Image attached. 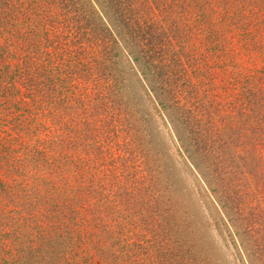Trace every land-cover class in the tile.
Wrapping results in <instances>:
<instances>
[{
    "label": "trees",
    "instance_id": "obj_1",
    "mask_svg": "<svg viewBox=\"0 0 264 264\" xmlns=\"http://www.w3.org/2000/svg\"><path fill=\"white\" fill-rule=\"evenodd\" d=\"M120 58L189 136L195 151L180 142L188 158L196 153L216 180L229 177L220 194L261 259L264 0H0V199L19 207L38 193L44 200L32 203L56 211L51 239L20 230L31 263H135L130 244L117 246L114 225L97 217L119 200L112 188L128 183L118 173L126 177L121 162L135 146L119 106ZM252 175L234 193L237 177Z\"/></svg>",
    "mask_w": 264,
    "mask_h": 264
},
{
    "label": "rangeland",
    "instance_id": "obj_2",
    "mask_svg": "<svg viewBox=\"0 0 264 264\" xmlns=\"http://www.w3.org/2000/svg\"><path fill=\"white\" fill-rule=\"evenodd\" d=\"M119 62L125 76L122 105H119L126 107L122 123L124 126V117H127L129 128L135 134V146L130 144L122 166L117 165L129 166L126 177L122 170L118 173L128 183L125 186L115 183L112 188L111 195L119 200L108 201L103 215L97 214L104 226L114 225L118 236L111 241H116L117 246L130 244L128 252L134 264H264V256L259 259L258 252L262 247L254 246L259 242L249 240L241 219L237 222L232 219L228 209V201L232 204V200L226 201L220 194L224 182L212 177L211 171L196 160V153L193 162L188 158L182 145L195 151L190 148L193 143L189 136L172 121L170 113L165 114L151 99L129 64L122 58ZM262 160L264 168V157ZM252 177L249 180L237 177L240 182L237 187L235 183L232 185L234 193L241 191L245 184H254ZM127 195H130L129 200ZM254 198L253 205L257 203ZM35 199L37 203L44 200L35 193L22 199L27 206L21 202L17 207V199L6 200V204L0 199L4 204L0 205V264H32L27 242L31 240L30 235L20 231L26 229V225L37 227V234L33 236L37 242L43 237H53L45 228L51 224V216L56 215V211L52 206L48 210L43 203L33 204L31 200ZM134 200L138 203L132 204ZM238 200L245 202L246 199L240 196ZM122 201L126 203L120 208ZM125 206L131 210L135 206L132 211L137 214L127 213ZM247 206L250 207L245 214L248 223L249 213L253 212L251 205ZM31 215L35 219L29 218ZM261 220L258 222L264 234ZM89 223L91 229L92 220ZM105 235L101 237L110 244ZM123 260L124 257L118 258L124 264Z\"/></svg>",
    "mask_w": 264,
    "mask_h": 264
}]
</instances>
